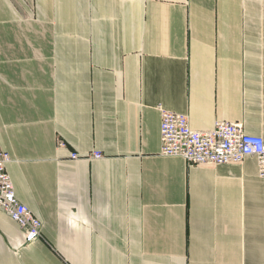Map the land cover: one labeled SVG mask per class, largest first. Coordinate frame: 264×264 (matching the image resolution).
<instances>
[{
  "label": "crops",
  "instance_id": "crops-1",
  "mask_svg": "<svg viewBox=\"0 0 264 264\" xmlns=\"http://www.w3.org/2000/svg\"><path fill=\"white\" fill-rule=\"evenodd\" d=\"M161 109L264 139V0H0V147L41 221L0 208V264H264L256 159L159 155Z\"/></svg>",
  "mask_w": 264,
  "mask_h": 264
},
{
  "label": "built area",
  "instance_id": "built-area-1",
  "mask_svg": "<svg viewBox=\"0 0 264 264\" xmlns=\"http://www.w3.org/2000/svg\"><path fill=\"white\" fill-rule=\"evenodd\" d=\"M160 148L164 157H181L188 166H218L239 164L254 157L257 173L264 179V139L243 133L238 123L217 121L206 130L190 127L188 117L173 111H160ZM76 158L75 153L71 154ZM100 152L91 158H101ZM10 154L0 147V208L16 222L23 231L26 243L41 238V221L16 197L12 179L7 171Z\"/></svg>",
  "mask_w": 264,
  "mask_h": 264
}]
</instances>
